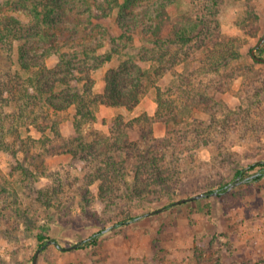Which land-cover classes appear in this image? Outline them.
Returning a JSON list of instances; mask_svg holds the SVG:
<instances>
[{"label": "rangeland", "instance_id": "obj_1", "mask_svg": "<svg viewBox=\"0 0 264 264\" xmlns=\"http://www.w3.org/2000/svg\"><path fill=\"white\" fill-rule=\"evenodd\" d=\"M49 1L58 6L54 36L37 41L18 37L33 24L30 8L0 0V27L20 23L17 35L0 38V86L19 87L43 67L47 89L42 101L27 100L24 115L26 99L0 93V264H32L46 243L39 233L63 248L45 246L37 264H264V176L248 181L257 167L233 174L264 160V62L252 54L264 0ZM51 44L59 51H45ZM225 49L228 60L211 68ZM255 54L264 57V43ZM139 68L149 74L133 106L97 104L79 134L73 92L104 94L111 69L132 89ZM117 121L124 142L112 150L104 144L116 140ZM194 127L205 132L187 131ZM150 130L176 142V162L164 147V184L130 148L137 141L142 149L139 134ZM111 156L125 161L120 171L104 164ZM97 232L95 244L67 248Z\"/></svg>", "mask_w": 264, "mask_h": 264}, {"label": "trees", "instance_id": "obj_2", "mask_svg": "<svg viewBox=\"0 0 264 264\" xmlns=\"http://www.w3.org/2000/svg\"><path fill=\"white\" fill-rule=\"evenodd\" d=\"M20 4L23 7H27L30 8V12L32 14V26L27 27L28 29L27 32L25 31L26 34H18L15 33L14 29L15 25H19V21L15 18H11L10 20H12V23L6 22L5 20L2 21L1 23V27H0V38L3 37H11L14 35L18 34V37L21 36L24 39L25 38H34L37 41H44V40H49L51 39L54 34L51 33V28L52 26H54L53 23V19L51 17V15H53V13H55L58 10V6H55L52 4V2H50L49 0H46L45 2H41V1H33V0H20ZM52 13V14H51ZM52 34V35H51ZM176 37L177 39H179V41H183L187 38H185L186 33L182 30L179 29L178 31H176ZM55 46V45H54ZM56 46L53 48V45H48L47 47H45V51H47L48 53L51 52H58L59 49H55ZM59 56L60 61H62L64 59V56L66 57L65 53H55ZM213 56V55H212ZM209 57V56H208ZM213 59L214 63L213 65H210L211 68H215L218 69L220 67V64L223 62H226L229 58V51H227V49L222 50V51H218L217 50V54L216 57H211ZM256 60V59H255ZM21 61H24L23 59H21ZM24 68L29 69V65L28 63H26V61H24L23 65ZM163 69H165V65H161L158 66L156 72L158 70H160V73H162ZM43 67L36 69V71H34V75H29V77L27 78V80L22 81L19 84V87H17L14 84H8L6 82L1 83L2 85L0 86V93H2L3 91H6L8 94H13V96H16V94L18 93L19 97H22L25 100L24 105H22L19 109L21 112V115H24V112L22 107L23 106H27L29 105V99H37L39 101H42L41 98V93L42 92H47V89L40 84V78H42L43 76ZM110 76L106 77V89L104 94L99 95L97 93H94L93 90H91V87L89 86H85V91H83L82 93H78L73 92L72 94V102L75 103L76 105V114H75V119H74V127L76 129L77 132H79L80 134V128L82 126V124L86 121H93L96 119V115L94 112V107L97 104H109V105H123L126 106L128 108H130L131 106H133V103L137 100V95L141 92V88L139 89V85L143 86L144 85V78L147 76V73L149 74L148 70L143 69V68H139L136 70L134 77L136 78V81L139 82V84L136 82L133 85L132 89H123L122 85H121V79H119V77H117V73L118 71H114V69L110 70ZM34 77L36 78V81H34ZM88 78V77H87ZM90 81V78H88ZM69 83V82H68ZM140 121H142V119L137 120V123H140ZM143 121L145 122H149L148 118L145 117L143 119ZM119 121L116 122H111L110 124V128H111V134L113 133V135L115 136L116 140L113 142H109L107 141L106 144H104L105 146H108L109 144H111L112 146V150H118V148H120V146L123 145V136H121L119 133L120 128H119ZM192 130L193 132L197 134H200L201 132H205V129H203L202 131H200V129L194 127L192 129H187V131ZM180 136L179 131H176V137ZM81 136V135H79ZM202 137V136H201ZM81 138V137H79ZM139 138L141 140H145L146 145L142 146V149L138 146V142L134 141L133 143L130 144V148L134 151L135 150V154L134 157H136V155L139 156V161L137 166H143L145 168H147L148 170L151 171L150 175H151V179L153 180V183H159V184H164L163 182L165 181V177H164V173H163V167H165V161L166 158L164 156V147H170L172 146V149L170 150V157H174L171 160L173 162H176V160L178 159L177 156V147H176V142H174L171 137V134L162 137V138H157L154 137L153 135H151V130L150 132H142L141 134H139ZM153 140V141H151ZM174 142V143H173ZM92 146L91 144L88 145ZM108 152L104 151V155H107ZM220 154H224V153H220ZM142 160H141V159ZM124 161V160H123ZM123 161H118L115 157H106V161H105V165H107V167L109 166V168L113 167L115 169H117L118 171H120L121 168V162ZM125 162V161H124ZM258 168L257 171L251 175V178L248 179V181H255L258 180L260 178H262L264 176V160H257L254 162H251L250 164H248V166H241V167H234V176H243L244 171L248 170V169H254V168ZM248 176V175H247ZM228 183H223L218 185L216 188L211 187L209 189L208 193H214V194H222L223 192L228 190L229 185L227 186ZM122 221L116 223V224H120ZM99 232L92 234L91 236H89L88 238L82 240L79 242V245H83L86 243H91V244H95L97 242V237H98ZM38 240L43 243L45 242L44 240L49 239L48 237H44L41 233H39L37 235Z\"/></svg>", "mask_w": 264, "mask_h": 264}, {"label": "water", "instance_id": "obj_3", "mask_svg": "<svg viewBox=\"0 0 264 264\" xmlns=\"http://www.w3.org/2000/svg\"><path fill=\"white\" fill-rule=\"evenodd\" d=\"M263 43H264V33H263L262 36L259 38V40H258L257 44L255 45V47L252 49V54H253L254 58H255L256 60H258V61H262V62H264V57H261V56L256 55V54H255V50H256L257 48H259V47L261 46V44H263ZM241 181H242V180L235 181L234 183H232L231 185H229L228 189H229L231 186L236 185V184H238V183L241 182ZM206 194H207L206 192L197 193V194H194V195H192V196H189V197H185V198H181V199H179V200H176V201L173 202V204L180 203V202H184V201L191 200V199L200 198V197L205 196ZM161 209H162V208H159V209H157L156 211H153V212H157V211H159V210H161ZM150 213H152V212H150ZM150 213H148V214H150ZM115 225H116V224L114 223L113 225L104 228L102 231H107L108 229H110L112 226H115ZM49 244H55L57 247H59V248H63V247H62L57 241H55V240H53V239H49V240H47L46 243L40 245V246L36 249V251H35V253H34V256H33V259H32V264H37L39 253L41 252L42 249L45 248V246H47V245H49ZM78 245H79V243H75L74 245H71V246H69V247H67V248H74V247H76V246H78Z\"/></svg>", "mask_w": 264, "mask_h": 264}]
</instances>
